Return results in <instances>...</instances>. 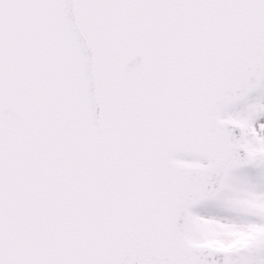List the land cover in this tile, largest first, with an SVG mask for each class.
<instances>
[{
    "label": "snow or ice",
    "instance_id": "6c2138e0",
    "mask_svg": "<svg viewBox=\"0 0 264 264\" xmlns=\"http://www.w3.org/2000/svg\"><path fill=\"white\" fill-rule=\"evenodd\" d=\"M0 264H264V0H0Z\"/></svg>",
    "mask_w": 264,
    "mask_h": 264
}]
</instances>
